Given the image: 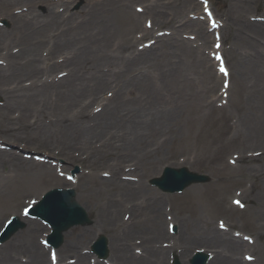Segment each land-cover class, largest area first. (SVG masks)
Here are the masks:
<instances>
[{
    "label": "rangeland",
    "instance_id": "1",
    "mask_svg": "<svg viewBox=\"0 0 264 264\" xmlns=\"http://www.w3.org/2000/svg\"><path fill=\"white\" fill-rule=\"evenodd\" d=\"M88 1L91 5L86 4V0H50L55 4L52 6L54 12L61 15L63 21L71 20L75 28H81L90 21L95 10L101 12V26L107 31L101 34L98 45L109 53L111 59L108 62H95L94 60L101 58L90 56L88 61L78 67L81 76L90 78L81 80L84 81L81 86L63 95L66 93L63 86L69 83H64L63 80L72 78L76 71L75 64L68 63L79 54L75 48L80 47L81 43L75 41L73 43L78 46L73 45L59 51L55 49L52 52V40L58 33H63V27L47 26L46 35L52 40L48 47L39 52L40 72L25 71L19 74L24 75L20 78H10L12 75H9L7 69H12V66L6 55L8 49L13 54L22 52V35L17 32V22L9 15L32 12L39 14L42 18L35 23L37 29L41 25L45 28L47 20L50 22L51 19L46 16V7L43 5H34L32 8L28 0H0V20L7 19L12 24L11 29L5 30L11 35L10 38L7 37L8 42H5L9 48L0 44V67L8 76L0 84V145L9 147L3 151H11L21 157L24 153L49 158L56 162L54 166L58 170H54L55 180H45L34 191L24 194L21 203H17L12 195L11 201L6 203L0 199V229L10 217L21 216L23 209L33 201L40 200L45 192L72 187L76 191L77 202L87 210L93 222L90 226L75 227L65 233L63 249L66 251L59 249L54 253L57 264H70L74 260L75 264H82L80 255L87 257L86 263L93 264L96 259L90 252V244L100 234L105 235L109 242L115 238L119 245L128 243L129 255L144 251L146 244L144 245L142 236L134 234L132 228L129 232L124 230L121 225L138 221L143 225L149 223L150 226L155 223L156 215L151 213L149 197L145 192L134 198L137 199L136 202L126 197L122 191H113L111 196L107 194L109 184L100 181L116 180L120 175L122 181L144 184L163 199L160 223L168 237L156 241L158 245L167 244L164 250L169 264H172L176 251L183 264H189L198 251H205L214 258L221 246L201 240L208 238L211 230L215 229L242 239L250 246L237 255L243 263L264 264V198H260L261 187L258 183H253L252 179L246 178L250 164L247 153L239 147V142L236 145L228 143L229 139L237 136L235 128L245 116V112L239 108V101L242 99L239 80L242 76H264V34L253 27L254 24H260L264 28V0H124L122 17L114 13L107 0ZM154 9L157 11L152 14ZM209 15L221 24L218 29L210 30ZM136 16L140 19L138 27L135 25ZM232 24L233 28H230ZM204 34L207 35L206 38ZM125 42L129 47L125 46ZM218 58L223 59L220 61ZM16 60L24 66L26 59L17 56ZM219 64L222 66L219 67ZM223 65L232 80L231 76L225 78L221 69L219 70ZM103 74L106 81H109L108 86L94 92L91 84L96 85ZM215 75L218 79L211 90L209 86L214 83ZM94 77L97 78L91 81ZM32 99L37 100L31 102ZM39 99L42 100L41 103ZM111 101H115V104L120 101L117 117H111L110 124L103 121L108 125L98 129L97 136L91 141L92 150L88 152L102 150L105 148L104 144L111 142L115 145L116 156L113 155L110 159L101 157L99 163L93 162L90 157L81 160L87 154L85 147L74 140V146L70 150L72 161L62 159L66 154L62 136L57 142L50 144L53 141L52 128L57 130L51 125L63 124L62 120L67 115L74 128L78 127L75 123L79 119L85 121L86 127L98 125V115L104 109L107 113L110 111L108 106ZM58 105H61V109L65 108L64 114H61ZM55 108L57 111H51ZM138 112H141V119L152 125L145 131V136L150 141H157L151 153L158 152L168 142L151 158L148 171L142 166L137 167L142 148H128L127 141L131 138L134 143L137 138L135 134H130V124L135 121ZM118 120L125 124L117 125L120 123ZM230 124L236 126L232 131ZM33 133L37 134V138L30 136ZM170 137L173 142L169 140ZM44 142L48 146H44ZM253 150L258 149L246 148L245 152ZM65 158H68L67 155ZM260 165L261 162H254L251 167L258 168ZM76 167H79L80 175L70 181V174ZM165 167H186L191 172L208 175L211 181L193 185L183 194L165 195L150 184V180L159 176ZM0 171L5 175H14L19 170L18 167L0 162ZM92 172L96 174L95 180L87 179L86 176H90ZM87 182L91 183V187L103 189V194L95 189L94 197L82 199L80 194L85 193L82 186ZM193 188L198 191L191 192ZM109 200L112 203L115 200L122 206L113 221L115 230L105 229L104 225L97 223L99 210L105 209ZM235 201L239 205H234ZM135 203L145 210V214L129 218L128 215H132L135 210ZM254 211H259V214L255 216ZM28 222L29 220L26 221L27 227ZM39 224L44 230L33 238L27 235L26 227L5 245H1L0 251H15L16 264H25L30 254L23 249L22 240H33L44 249L47 262L49 258L54 261L51 252L45 250L42 244L48 229L41 222ZM172 225L178 228L176 235L170 232ZM84 229L91 230L90 236L79 239L77 234ZM237 235L240 237H236ZM75 239L81 243L80 247L67 249L66 242H75ZM10 246L14 248L11 249ZM110 253L107 263L118 264L112 249ZM50 261L48 264H51Z\"/></svg>",
    "mask_w": 264,
    "mask_h": 264
},
{
    "label": "bare ground",
    "instance_id": "2",
    "mask_svg": "<svg viewBox=\"0 0 264 264\" xmlns=\"http://www.w3.org/2000/svg\"><path fill=\"white\" fill-rule=\"evenodd\" d=\"M87 3L89 4V1L86 0ZM27 2V1H26ZM30 3V7H34V5L37 7L38 5H43L46 7V16L50 18V22L47 20V24L44 28L43 25L39 26L37 29L35 27V23L42 18L41 15L39 14H26L23 13L21 15H9L12 16L13 20L17 22V32L22 35V52L20 54H13L9 49H8V60L12 66V69H7L9 71V75H12L10 78L15 77L20 78L23 75H19L21 72H40V61L41 57L40 56V50L42 48H46L49 46V42H51L52 39L49 38L48 35H46V27H52L55 25H61L63 27V33L57 34L55 39L52 40V45L51 49L52 52L53 50L57 49L62 50L63 48L71 47L73 45L78 46L79 43H81L80 47H76L75 51L79 53L77 57L68 64H75V75L72 76V78L68 77L63 82H69L65 83L63 86V95L69 94L75 89H77L78 86H81L84 81L81 80H86L89 79V76H81V72L79 71L78 67L83 64L84 62L89 60L90 56H98L101 59L94 60L95 62L98 61H109L110 55L108 52L104 51L103 49H100L98 45V41H101V34H105L104 31H107L103 26H101L102 22V17L103 14L99 12L98 10H95L92 15H91V20L88 21L84 26L81 28H75L74 24L72 25L71 20L69 21H63L61 18V15H57L52 6H55L50 0H28ZM108 3L111 5L109 7H113V10L115 11L114 13L119 16V14L122 15L123 13V7L122 3L124 0H107ZM9 5L8 3H6ZM35 7V8H36ZM30 9V8H29ZM28 9V11H29ZM156 9L152 11V14L156 13ZM35 12V11H34ZM37 12V10H36ZM78 12H74L76 14ZM72 14V16H76ZM31 15V16H30ZM44 16V17H46ZM8 18V17H6ZM10 18V17H9ZM139 16H136L135 18V25L139 24ZM14 27V28H15ZM84 27V28H83ZM230 28H233V24L229 26ZM253 27L264 34V28L263 25L260 24H254ZM7 37H11L10 34H8L4 29H0V44L3 43L5 45L7 41ZM207 35L204 34V38H206ZM5 39V40H4ZM235 40H238L237 37H235ZM77 41L78 44H75L73 42ZM8 42V41H7ZM8 45H5L7 47ZM125 46L129 47V44L125 42ZM9 48V47H7ZM17 56H22V58H25L26 60L24 61L25 64L23 66L22 64H19V62L16 60ZM6 70V69H5ZM0 74H3V77H0V84L3 82L4 78L8 77L6 74L3 72V68L0 67ZM216 74V73H215ZM19 75V76H17ZM231 76V75H230ZM214 83L209 86V88L212 90L214 89V84L215 80H217V76H213ZM95 78H91V81H94ZM99 78L100 81H97V84H91L92 90L95 91H100L105 87L106 85L108 86L109 81H106L105 74L101 75ZM240 79V78H239ZM232 80V76H231ZM106 81V83H105ZM240 82V92H242V99L239 101V108H241L242 112H245L244 120L241 121V124H239L237 127L235 125L230 124V127L232 128L231 131L233 130L234 127H236V133L237 136L233 137L228 140V143L231 145H236L237 141L239 142V147L244 150V153L246 154V157L249 161L250 166H248L247 169V175L246 178L248 180L252 179L253 183H258L260 185V198H264V76L257 74L253 75L250 78H247V76H242V78L239 80ZM217 82V81H216ZM88 84V83H87ZM217 84V83H216ZM90 85V84H89ZM90 86V87H91ZM245 86V88H243ZM66 88V90L64 89ZM62 95V96H63ZM94 95V94H93ZM37 99H32L31 102L36 101ZM40 103L42 102L41 99ZM117 100V99H116ZM115 100V101H116ZM115 101H111L110 105L108 108L110 111L107 113L105 112L104 109V114L100 113L97 117L99 119V126L96 124H91L89 126H85L86 123L83 121V119H80L75 123V126H78L76 128L73 127V125L70 124L69 120V115H67L65 118H63V124H56V125H51L55 126L57 130H53V141L51 143H55L59 140V137L62 136V141L63 145L65 146L64 150L66 151V154L64 153V160L66 161H72L70 157V150L74 146V140L77 142H80L81 144L84 145L85 150H86V157H82L81 160H84L85 158H91L93 162L99 163L101 161V157H106V158H111V156H116L114 152H116L115 145H113L111 142L104 144V149L102 150H93V152H88V150H92L91 141L97 136L98 129H103L104 126L112 123L109 122L110 118L117 117V111L119 108V103L115 104ZM112 107V105H114ZM61 114H64L66 111L65 108L61 109V105H58ZM69 107V105H64ZM107 109V108H106ZM57 109H52L51 111ZM139 114V115H138ZM136 114L135 121H133L130 124V134H135L136 135V140L135 142L132 143V139L130 138V142H128V148L135 150V149H140L142 148V151L137 163L138 166H142L145 171H148L150 169V162L152 161L151 158L153 156H156L159 151L168 144V142L165 143V145L158 149V152L151 153V150L155 143L150 141L147 136H145V131L148 127L152 126L149 125L148 121L141 119V112H138ZM139 117V118H137ZM82 118H84V114H82ZM106 120L108 122L103 123V121ZM73 121V120H72ZM120 122L117 125L120 124H125L122 122V120H118ZM156 124H159L158 122H155ZM59 125V126H58ZM154 125V124H153ZM96 126V127H95ZM159 127V126H158ZM24 128V127H23ZM26 130V128H24ZM59 129V130H58ZM6 131V130H5ZM27 131V130H26ZM171 131V130H169ZM240 132V133H239ZM28 133V132H27ZM25 133V134H27ZM36 133H33V135H30L32 138H37ZM57 136V138H56ZM132 136V135H131ZM177 139V138H176ZM183 139V138H182ZM117 140L121 142V139ZM171 142H173L172 138L170 137ZM176 141V140H175ZM174 141V142H175ZM154 142V143H153ZM44 146H48V143L44 142ZM153 144V145H152ZM252 149H258V150H253V151H246V148H251ZM261 148V149H260ZM113 149V152L111 150ZM35 152V151H33ZM62 153V151H60ZM151 153V154H150ZM27 155V154H26ZM49 156H52L48 154ZM67 155L68 158H65ZM240 157V155H238ZM40 157H37L35 155H27L25 157L24 153L21 156L16 155L15 153H12L11 151H0V162L4 164H10L15 167H18V172L15 173L14 175H5L0 171V199L6 203L7 201H11L12 197L16 198L17 203H21L23 200L21 199L24 194H27L29 191H34L36 187L43 183L45 180L51 179L55 180L54 177V170L57 172V169H54V166L50 162H44L42 159H39ZM39 159V160H38ZM254 162H261V165L258 168H253L251 167L252 163ZM56 175L59 177L56 173ZM90 176H86L87 179H94L96 174L92 172L89 174ZM89 177V178H88ZM80 178V177H79ZM78 178V179H79ZM256 179V180H255ZM95 180V179H94ZM120 175L118 179L116 180H102L100 182L107 183L109 184L108 186V192L107 194L112 195L113 191H122L126 197L129 199H132L134 202L137 201V199L134 200L135 197H138L139 194H144L143 192L146 193V195L149 197L148 202L150 203V209L151 213H154L156 215V220L155 223H152V225L149 226L148 224H141L140 222L132 221L131 224L123 223L121 227L124 230L130 231V228L133 229L134 234H138L142 236V239L144 240V245L146 244L145 250L142 252L138 253H133L132 255H129L128 250L130 249L128 247V243L125 242V244L120 243L118 244V239L116 240L115 238H112L111 241L109 242V248L112 249L114 252V257L116 258V261H118V264H169L166 258V251L164 250V247L161 245H158L157 241L160 238H166L168 237L167 232L165 229L162 227L161 228V204H162V198H159V195L156 194L153 190L148 189L147 186L144 184L142 185H136V183L128 182V181H122ZM91 184V183H90ZM89 182L86 183V185H83V192L81 193L80 196L82 199L89 197H94L97 189L96 187H91ZM105 185V184H103ZM10 187V188H7ZM7 189H12L11 191L7 192ZM99 194H103V189L98 188L97 189ZM89 191L88 193H86ZM198 191L196 188H193L191 192H196ZM114 193V192H113ZM136 193V194H134ZM155 193V194H154ZM42 192L40 191V195ZM12 195V197H11ZM116 197V196H115ZM133 202V203H134ZM129 204V203H127ZM105 205L106 208H101L99 210V215L97 219V223L99 225H104L105 229H110V230H115L113 226V221L115 218L118 216V211L122 209V206L117 204L114 200V203H112L111 200H109ZM135 210L132 213L133 218L134 217H139L142 214H145V210L137 206L135 203ZM264 206V204H263ZM259 210V209H258ZM259 211H254V215L256 216ZM4 221H2V224ZM96 223V224H97ZM28 227H27V235L31 236L32 238L41 230H44L43 227L40 226L39 222L37 221H29L28 222ZM133 227H132V226ZM131 226V227H130ZM120 227V226H119ZM77 229V228H76ZM76 231V230H75ZM91 230H80V232L77 234L79 239H83V237L90 236ZM99 233L101 231L98 230ZM130 234V233H129ZM211 235L208 238H203L201 240L202 242L206 243H212V244H219L221 247L219 248V251H216L214 258L210 261L209 264H247L243 263L237 255L239 254L240 251L250 248L248 244H246L242 239H236L230 235H228L225 232H220L217 229L211 230ZM26 238V237H25ZM79 240L75 239V242H66V248L69 249L70 247L78 249L81 245ZM122 241H126L125 239H122ZM22 247L24 250L27 251V253L30 254L29 258V264H48L47 262V257L45 254L44 249L39 246L37 243L32 241L26 242V240H22ZM10 248H14V246H10ZM121 248L124 249V252ZM174 249L178 250L176 247ZM62 251H66L62 247ZM173 251V249H172ZM15 251L11 252H5L0 251V264H16V257L14 256ZM177 257L180 258V255H178V251H176L175 254ZM182 256V255H181ZM113 259V258H112ZM87 257H80V262L82 264H92L86 263ZM51 263V262H50ZM52 264V263H51ZM99 264V262H97ZM183 264V263H182Z\"/></svg>",
    "mask_w": 264,
    "mask_h": 264
},
{
    "label": "water",
    "instance_id": "3",
    "mask_svg": "<svg viewBox=\"0 0 264 264\" xmlns=\"http://www.w3.org/2000/svg\"><path fill=\"white\" fill-rule=\"evenodd\" d=\"M209 181H210V179L207 176H198L196 174H191L186 169H183V170L170 169V170H167V172H165V175L163 178L155 180L154 183L160 185L161 188L165 192H177V191L184 190L185 188H187L188 186H190L193 183H206ZM55 193L56 194H62L59 191H56ZM73 198H74L73 196H68L67 200L70 203H72L74 206H68L67 205L68 201L65 200L64 207H67L70 209H77V206H75V202H74ZM41 211H42V213L45 214V216L47 218H49V215L47 214V211L44 208H41ZM76 216H78L77 213L76 214H70V215H68V218L75 219ZM75 221L81 222V220H79V219H75ZM85 222L87 223L88 219H85ZM68 225L69 226L67 227V229L72 225L71 222H69ZM20 228H22L21 225L18 227V229H20ZM15 232L16 231L9 233V236ZM60 234H61V231H58L55 233V236L59 237ZM105 246H106V240L103 241V245H101V248L104 249V251L102 252L103 256H106ZM204 261H205V257L198 256V258H196L193 261V264H204Z\"/></svg>",
    "mask_w": 264,
    "mask_h": 264
},
{
    "label": "snow or ice",
    "instance_id": "4",
    "mask_svg": "<svg viewBox=\"0 0 264 264\" xmlns=\"http://www.w3.org/2000/svg\"><path fill=\"white\" fill-rule=\"evenodd\" d=\"M222 71H225L224 69H222Z\"/></svg>",
    "mask_w": 264,
    "mask_h": 264
}]
</instances>
